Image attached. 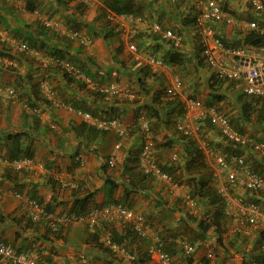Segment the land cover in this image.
Here are the masks:
<instances>
[{
  "label": "crops",
  "instance_id": "0c3cea01",
  "mask_svg": "<svg viewBox=\"0 0 264 264\" xmlns=\"http://www.w3.org/2000/svg\"><path fill=\"white\" fill-rule=\"evenodd\" d=\"M96 1V5L89 7L84 17L80 16L81 19L92 20L101 7L109 10L107 5L110 0ZM136 1L139 2V0ZM194 2L193 0L192 3ZM28 3H32L34 10L27 9ZM56 3L57 0H0V41H5V46L12 47L13 52H16L13 30L26 29L28 24H31V29H34L36 22L45 23L59 30L64 20L59 16L67 13L62 9L58 13L59 16L51 18L54 8L57 7ZM78 3L79 0H75L69 5L70 13L78 15L76 11ZM142 3L145 4L149 15L165 11L166 14L162 19L167 28L181 23L178 11L184 15L189 12L197 13L196 9H198L194 3L195 9L191 10V4L189 6L188 1L183 3V0H142ZM222 3L230 14L238 17L239 21L234 26L219 24L218 28L228 43L236 46L243 45L247 33L246 20L250 19L249 14H253L252 9L247 0H223ZM60 30L61 33H66L65 28ZM83 34L89 39L88 45H82L79 39L73 40L74 49L80 46L84 48L83 53L77 54L76 58L89 60L95 65L94 73L109 74L108 78L111 81L107 82L117 83L125 90L138 89L139 79L153 88H161L162 83H164L163 86H168L175 75L181 76L186 81L188 77L191 83L207 72L204 70L198 75L190 73L188 76L178 66H170L168 69L159 70L157 76L150 77L145 71L149 70L145 61L137 62L132 55L128 56L122 50L120 51L122 48L120 40L124 41L122 36L105 41L102 37H91L86 31ZM185 36L187 42L179 47L182 48L179 51L184 52L188 58L195 59L199 47L188 28H186ZM142 45L147 46V50L142 49L143 53L147 54L148 51L158 57L167 51L178 50L164 43L161 48H157L156 43L148 37L143 40ZM116 53H118L116 57L118 61L115 60ZM0 60H2L0 62V83L15 87L22 83L28 86L29 91L31 77H34L33 80H38L42 71L36 68L40 65L39 59L31 55L29 60L23 59L21 63L13 59ZM40 60H44V57H40ZM49 60L46 58V61ZM194 63L188 67L192 71H194ZM9 65L17 68L11 72L8 70ZM48 68L49 70L43 77L46 76L50 80L56 91L50 101L45 100L47 101L45 102L38 99L35 102L36 108L31 110L27 106L30 102H27L29 97L23 93L24 88L21 85L17 88L16 98H0V155L7 156L9 149L16 145L11 138H8V135L14 136L16 133H24L19 140L21 147L26 148L31 145L33 151V163L22 170L6 166L0 161V240L7 241L19 251L35 253L40 264H132L126 257L112 252L105 244L108 231L119 236L126 235L124 243L138 257L146 255L151 243L150 238H140L133 233L127 234L124 223L120 221L106 223L96 228L84 223H75L60 232H53L44 222L33 221L27 214L23 200L16 195V193H21L35 198L55 212H69L76 200L87 197H90L87 201L88 208L121 201L145 215L161 234L166 229L170 228L174 231L178 227L177 220L181 213L169 207L181 197V194L184 195L185 190L180 186L156 179L153 181L141 179L142 174L137 159L141 148L140 133L130 130V135L123 139L121 148L116 151L115 164L111 166L108 161L114 152L115 145L120 140L119 136L113 131H99L78 113L83 110L101 117H110L116 113L123 118L129 129L135 130L137 118L134 109L138 105L129 102L127 98H99L92 92V89L79 88L75 84L73 86L68 83L63 73L52 63H49ZM229 93L234 97V94L239 91ZM207 94L208 90L205 91V96ZM233 97L232 99L235 98ZM139 99L140 102H144L148 98L143 95ZM108 109L113 111L107 112ZM34 115L38 117L37 120ZM253 127L257 126L247 125L245 134L252 139L258 138V142L264 141V132L257 131ZM167 132L171 134L170 131ZM165 133L166 130L163 135ZM204 136L209 141L219 139L214 131H207ZM79 154H83V163L77 159ZM255 156L260 160L264 159L256 152ZM210 161L209 164L212 165ZM237 193L239 194V191ZM262 201L264 202V197ZM233 202L235 203V199ZM240 207L239 205L237 213L234 211V216L242 214ZM238 220L240 222L236 223ZM243 220L245 221V218L239 216L230 223L232 222L234 228ZM258 230V228H253L248 235H245L247 240L243 247L247 250L253 248L259 236ZM237 233L231 228L224 234L226 245L228 240ZM216 246L218 251H214L212 256H209L210 248L207 250V258H210L211 264L214 262L242 264L243 255L235 248L227 246L229 248L227 254L220 245ZM194 257L197 262L201 260V257L198 258L197 255ZM174 260L176 263L181 262L178 256H175ZM146 264L158 263L149 260Z\"/></svg>",
  "mask_w": 264,
  "mask_h": 264
},
{
  "label": "trees",
  "instance_id": "16d2710c",
  "mask_svg": "<svg viewBox=\"0 0 264 264\" xmlns=\"http://www.w3.org/2000/svg\"><path fill=\"white\" fill-rule=\"evenodd\" d=\"M187 1L189 6L191 4L190 9L194 10V3L196 4V0H194V3H192L193 0H183V3ZM73 2H75V0H57V7L54 8L55 13L53 12V14H51V18L57 15L59 16L58 13L62 9H64L67 13H62L59 16L60 19L64 18L62 25L59 26V28L57 27L59 30H56L53 26L46 25L42 22H36L34 29H31V24H28L26 29L21 28L13 30V39H15L16 41V52H13L12 47H6L5 41H0V59H13L16 60L17 63H21L26 59L29 60L30 55L36 57L32 55V50L39 51L43 57L50 59L52 65H54L56 69L60 70L63 73L64 78L68 83H70L71 85L75 84L79 88H85L87 87V85L82 77H75L71 73L62 70L57 62L63 60L71 61L81 70V72L86 77H90L100 84L110 83L107 81H111V79L108 78L109 74L100 75L98 72L94 73L93 68H95V65H93V63L89 60L85 61L76 58L77 54L83 53L84 48L80 46V48L74 49L73 40L75 39L71 37V33L73 31H86V33L91 37H102L105 41H109L116 36L123 37L121 28H119L116 23L107 19V11L109 10H112L118 14L143 15L146 18L145 20L147 23H159L163 29L167 28L165 27L162 19L166 14L165 11H160V13L153 12V15H149L146 12V6L144 3H142V0H139V2L136 0H110L108 2L109 5H107L109 10L101 7L98 10L96 16H94L90 21H88L87 18H80V16L84 17L87 9L89 8L83 2L79 1V3L77 4L76 11L78 12V15H75V13L73 12H69L71 9L69 5ZM222 2L223 0H221V3ZM26 6L28 10H34V6L32 5V3H28ZM178 9L179 7L177 5V11ZM252 12L253 14H249L248 17L251 20H256L259 27L257 29L247 30V33L244 37V42L242 44L244 46L264 45V13H257L253 10ZM177 13L181 18V23L176 24L175 27H171L170 29H172L175 33L183 36V40L180 45H176L174 41L165 38L162 33H155L152 32L149 27H142L144 30L140 28L136 36L133 38V40L138 44L139 50L142 51V49H146L147 46L144 47L142 44L143 40L147 37L151 38L152 41L156 43L157 48H161L164 43L167 45H171L174 49H178L174 51H167L160 57L154 55V53H148V51L147 55L162 59L168 67L178 66V68H180L181 71H183V73L188 76L190 73L193 75L196 73L198 75L200 73H203L204 70H207L204 75L202 74L201 78L191 83L188 77L186 81L180 76L183 80V91L186 92V95H188L187 98L200 100L207 107H215L218 111L224 113L230 118L231 124L234 128L243 133L246 132L247 125H255L257 126L253 127L255 130H261L264 132V98L246 94L244 92V83L242 81L221 78L218 75L217 71L212 68V66L209 65L202 56V46L199 42V38L195 34L196 13L189 12L184 15L180 14L179 11ZM63 28H65L66 33H61L60 29ZM186 28L191 30L195 43L199 47L196 51L195 59H190L184 52L179 51L182 50V48L179 47L187 42L185 36ZM222 39L224 42L228 43V41L223 36ZM20 43H26L29 47V50L20 51L17 48ZM117 56L118 53L115 54V60ZM36 58H38L40 61L39 57ZM31 60L33 61V59ZM1 61L2 60H0V62ZM191 63H194L195 65L194 71L188 68ZM3 65L4 64H2V66ZM207 66H209L212 70L209 69V67L207 68ZM4 67L6 66L4 65ZM8 67V70L11 72L17 68L13 65H9ZM48 67L49 64L45 67L41 64L36 67L37 69H42V71L39 75L38 80H33L34 77H31V80L29 81V84H31L30 91L27 88L28 86L22 83H19L17 87L11 86L15 89L16 96L18 86L21 85L24 88L23 93L25 95H28L29 97L27 99V102L30 101L27 106L31 110H34V108H36L35 102L38 99L41 101H50V99L42 94L40 89L41 78L47 72V70H49ZM146 67H148L149 69L145 70L146 74L150 75V77L157 76L160 72L152 70L149 65H147ZM142 70H144V68H142ZM27 76L29 78V73ZM139 80L140 81L138 89H128L134 97H129L127 95L117 97L127 98L129 102L137 104L138 106H136L134 109V111H136V117L138 118L143 113L150 121L152 131L156 135L155 137H158L162 134L161 140L158 141L160 149H162L161 151L176 148L177 152L174 153L177 154L176 157L173 156L169 160H166L164 162L160 161L158 158V164L163 171L169 173L174 183H182L187 185V187L189 188V197L194 200L196 207L201 208L200 210L202 211V214L198 215L194 214L192 211H189V209L185 210L180 208V203L183 201V197H179L175 201V203L173 205H170L169 207L171 210L181 213L179 219L177 220L178 227L176 230L172 231L169 228L166 229V231H163V234H161L155 227L154 223L147 219L152 229L162 238L164 250L170 253L173 258L175 256H178L180 258L181 262L176 263V260H174L175 264H211L210 258L207 257H203L199 262H197L195 257L193 256V253L196 250L190 255H187L184 252L180 242L187 241V239L190 237V243L194 244L196 247L199 244L204 243L206 240L212 241L215 245L213 246V249H215L216 252L218 251V247L216 245H220L224 250H226L227 254L229 252V248L227 246L235 248L238 253H241L243 255L242 264H264V254L260 249L261 245L264 243V230H258L259 236L256 239L251 250H247L243 247L247 240V236L239 232L236 234V236H233L231 239H229L226 245L224 234L231 228L230 226L232 225V223H230L231 219L226 210L227 207L225 199L214 187L213 170L210 169V159L207 153L212 157L213 161H215L214 155L216 153L235 152L241 155L245 154L247 163L251 165L253 170L263 175V177L264 159L260 160L255 156L254 146L252 144L242 147L241 145L237 146L234 145V143L228 141L222 135L220 128L212 125L209 120L203 123L202 130L196 136L186 135L185 133L179 131L178 123L182 121L185 116V101L182 99V97L177 96L171 98L169 96L168 90L170 84L168 86H163L164 83H162L161 88H153L152 86L144 83L142 79ZM81 81H83L84 84L81 83ZM0 84L10 86L4 83ZM202 90H208L207 96H205V93ZM235 90L239 91V93H235L234 98L233 95H230L229 92ZM92 92L99 98H106L105 95L97 89L92 90ZM143 95H145V97H147L148 99H146L144 102H140L139 98ZM232 97L234 99H232ZM32 100L33 103H31ZM233 100L234 102H236L235 104ZM108 111L111 112L113 110L108 109L107 112ZM117 116L119 115L115 113V115H112L110 117ZM130 130L136 131L137 126L135 125V130ZM164 130H166V133L163 135ZM167 131H170L171 134L169 135ZM207 131H214L216 135L219 136V139L216 141H209L207 139V142L205 140L206 137L204 136ZM22 134L24 133H16L14 134V136L8 135V138H11L12 141L16 143L15 146L9 149L6 156L8 159L12 160L22 157H33L31 145H28V147L26 148H22L19 144V140ZM140 139L142 140V137H140ZM253 140L258 141V138H253ZM203 142H206V145L203 144ZM137 152H135V154ZM140 172L142 174V180H155L153 176L144 174L141 170ZM251 194V199H243L244 202H255L263 208L264 202L262 201V198L264 197V191H262L261 194ZM89 199L90 197L84 198L82 200H76V202L71 207L70 212L80 213L86 211L88 209L87 201ZM121 203L126 205L129 209H132L126 203ZM46 208L50 210L49 207L46 206ZM244 222L248 223L246 218ZM124 228L127 234L133 233L134 235L140 237L130 225L124 224ZM112 234V238L114 241L127 246L124 243L126 235L119 236L116 233ZM149 260L151 259L148 252L142 257H138V255L135 254V259L132 261V264H146Z\"/></svg>",
  "mask_w": 264,
  "mask_h": 264
},
{
  "label": "built area",
  "instance_id": "2783aa9c",
  "mask_svg": "<svg viewBox=\"0 0 264 264\" xmlns=\"http://www.w3.org/2000/svg\"><path fill=\"white\" fill-rule=\"evenodd\" d=\"M88 7L96 5V0H79ZM251 9L257 13H264V0H247ZM198 13L196 15V33L202 46V56L205 61L214 67L221 78L228 80L245 81V93L264 98V45L233 47L227 45L217 33L216 25L218 23L236 24L237 20L230 15L222 6L221 0H196ZM107 19L116 23L122 30L124 39L127 42V49L136 61H145L154 71L168 69L165 62L155 56H150L139 50L138 44L133 40L140 28L149 27L152 32L162 33L163 36L180 45L183 36L175 33L170 28L163 29L159 23H147L143 15L118 14L112 10L107 11ZM249 29L259 27L256 20L246 22ZM71 37L79 39L81 44L88 45V38L81 31H73ZM18 49L21 51L29 50L26 43H20ZM32 54L39 56V52L32 50ZM62 69L71 73L75 77L83 78L87 86L97 89L101 93L109 96L134 97L129 90L122 89L119 85L99 84L91 78L86 77L81 70L72 62L63 60L58 61ZM46 64V62H44ZM40 89L42 94L48 99L55 96V91L48 80L41 81ZM168 94L171 98L181 97L183 94V81L180 76H174L171 79ZM0 97L15 98L16 91L11 86L0 84ZM83 119L95 126L99 130L110 132L115 131L121 137L127 135V126L117 117L101 118L92 115L90 112L79 111ZM182 121L178 123V129L186 135H198L202 130V125L209 120L210 123L219 127L222 135L234 145H253L256 152L264 158V142H254L247 134L237 130L231 124L230 118L218 111L215 107H207L202 101L193 98L185 99V114ZM139 126L144 135V142L139 154V166L141 170L157 179L170 181L171 176L162 171L158 166L155 148L153 144V135L151 124L144 115L139 117ZM121 143L116 144V150ZM213 154V153H212ZM177 156V155H175ZM217 167L225 171V178L230 186H240L249 191L264 190V177L259 172L253 170L246 162V156L232 153H216L214 155ZM77 159L83 163V155ZM5 165L15 169L25 168L33 163L30 158L3 159ZM108 163L115 164V155L109 159ZM221 173V172H220ZM219 193L225 199L227 205L231 198L229 187L225 184L219 189ZM26 205L28 216L35 222H44L45 225L54 232L67 228L74 223H87L91 227L103 226L106 223L121 221L130 225L132 229L142 238H150L151 243L148 247V254L151 260L158 264H175L173 256L164 250L162 238L152 229L146 217L139 212L126 207L123 203L113 202L102 207H96L85 213H57L47 210V208L37 199L24 197L17 194ZM191 204L194 200L187 196ZM243 200V199H242ZM240 211L245 216L250 227L264 230V209L255 202L240 203ZM230 209H228V214ZM233 215V212L231 213ZM233 231L248 235L250 228L243 225H235ZM182 243V242H181ZM105 244L119 255L129 260H134L135 255L129 249L118 242L113 241L111 233L108 231L105 238ZM184 252L187 255L195 251V245L187 242L182 243ZM214 250L209 249V256H212ZM261 252L264 254V243L261 245ZM0 264H40L38 256L33 252L19 251L7 241L0 240ZM212 264H219L214 262Z\"/></svg>",
  "mask_w": 264,
  "mask_h": 264
},
{
  "label": "rangeland",
  "instance_id": "374dc122",
  "mask_svg": "<svg viewBox=\"0 0 264 264\" xmlns=\"http://www.w3.org/2000/svg\"><path fill=\"white\" fill-rule=\"evenodd\" d=\"M237 18V17H236ZM247 21V20H246ZM234 28V27H233ZM245 30H248L247 28H245ZM124 41L120 40L121 41V46L122 48L120 49V51L122 50L124 52V54L128 55V56H131L132 54L129 52V50L127 49V42L126 40L124 39V37H122ZM123 55V54H122ZM204 93H205V90H202ZM188 95L186 94H183L181 97L182 99H187ZM138 131V129L136 130ZM161 136H158V137H155V142H156V147L158 149V158L160 161H163V160H169L171 157H173V154L175 152H177L176 148L175 149H168V150H164V151H161L162 149H160V146L158 144V141L161 140ZM205 140L208 142V140L205 138ZM206 145V142L204 143ZM137 152V151H136ZM209 159L211 160L212 157L209 156V154L207 153ZM213 160V159H212ZM210 161V163L212 165H210V169L213 170V183H214V187L218 190L221 186H223V184L225 185H228L229 186V193H230V198H231V201H230V204L227 205L226 204V207H227V211L228 209H230V213L228 214L230 216V219L231 221L233 222V219H236L238 218L239 216H242L244 217L243 214H235L234 216V213L236 212L237 213V208L239 207L241 201L243 202L244 200L242 199H247V200H250L251 199V196L252 194L251 193H258V194H261L262 191H257V192H249V191H246L243 187H240V186H236V187H231L230 184L227 182L226 178H225V172L222 171L219 167L216 166V164L214 163L215 161ZM216 166V168L214 167ZM221 172V173H220ZM161 182H165V183H170L172 185H175V186H180L182 187V189H184V195L181 194V198L183 197V201L180 203V208L182 209H189V211H192L194 214H198V215H201L202 214V211L200 210L201 208H197L196 207V204H191L189 201H188V198H187V195H188V191H189V188L187 187V185L185 184H177V183H174L173 180H170V181H161ZM237 191H239V194L237 193ZM219 192V190H218ZM221 195V194H220ZM233 199H235V203L233 202ZM264 208V206H263ZM233 211V215L231 214ZM235 211V212H234ZM234 216V218L232 217ZM231 222V223H232ZM240 220H238V222L236 223H239ZM243 226H246L248 227L249 224L244 222V220L242 221L241 223ZM182 228V227H181ZM231 228L233 229V225L231 226ZM230 228V229H231ZM253 228L250 227V230H252ZM188 242H190V237L187 239ZM212 246H214V243L212 241H208L206 240L204 243H201L197 246V249L196 251L193 253V256L194 255H197L198 258L201 257V259L203 257H207V250L209 248H211ZM214 251L216 252V250L214 249ZM196 257V256H195ZM197 258V257H196Z\"/></svg>",
  "mask_w": 264,
  "mask_h": 264
},
{
  "label": "clouds",
  "instance_id": "9594fccd",
  "mask_svg": "<svg viewBox=\"0 0 264 264\" xmlns=\"http://www.w3.org/2000/svg\"><path fill=\"white\" fill-rule=\"evenodd\" d=\"M248 2V1H247ZM249 3V2H248ZM250 5V4H249ZM222 6H223V8H224V5L222 4ZM251 7V6H250ZM225 9V8H224ZM225 11L226 12H228L226 9H225ZM197 13H198V9H197ZM197 13H196V15H197ZM229 13V12H228ZM230 14V13H229ZM230 15H232V14H230ZM232 16H234V15H232ZM235 17V19L237 20V22L239 21V19H238V17L236 18V16H234ZM251 19H249V20H247V21H250ZM195 21H196V16H195ZM246 21V22H247ZM219 24H225V25H229V26H234V25H237V23L236 24H233V25H231V24H227V23H224V22H222V23H218L217 25H216V29H217V33L219 34V36L222 38V34H221V32H220V30H219V28H218V25ZM245 28H247L248 30H250L247 26H245ZM83 33V32H82ZM195 34H196V36L198 37V35H197V33L195 32ZM199 38V37H198ZM73 39H75V38H73ZM89 40V39H88ZM223 40V39H222ZM226 43V42H225ZM227 45H230V46H233V47H240V46H244V45H240V46H236V45H232V44H230V43H226ZM82 45H84V44H82ZM19 46V45H18ZM18 48V47H17ZM128 48V47H127ZM21 51V50H20ZM36 51V50H35ZM39 52V51H38ZM32 55H34V54H32ZM34 56H36V55H34ZM36 57H42V54L39 52V56H36ZM133 57V56H132ZM68 61V60H67ZM44 62H46V64H44ZM71 62V61H70ZM49 63H51V61L49 60V61H46V58L44 57V60H40V64L42 65V66H47ZM74 64V63H73ZM60 65V64H59ZM61 67V66H60ZM212 68H214V67H212ZM61 69H62V67H61ZM215 69V68H214ZM63 70V69H62ZM216 70V69H215ZM175 76H178V75H175ZM174 77V76H173ZM90 78V77H89ZM44 79H46V80H48L49 81V83L51 84V86L53 87V85H52V83L50 82V80L49 79H47L46 78V76H44L43 77V79L41 80V81H43ZM92 79V78H91ZM94 82H96V83H99V82H97V81H95L94 79H92ZM183 81V80H182ZM236 81H239V80H236ZM242 82H245V81H242ZM86 83V82H85ZM171 83V82H170ZM100 84V83H99ZM103 84H112V83H103ZM115 84H117V83H115ZM40 85H41V82H40ZM87 85V84H86ZM118 85V84H117ZM88 87V86H87ZM53 89H54V87H53ZM88 89H92V88H89L88 87ZM244 89H245V83H244ZM92 90H94V89H92ZM54 91H55V89H54ZM244 92H245V90H244ZM55 94H56V91H55ZM183 94H185V92L183 91ZM182 94V95H183ZM105 95V94H104ZM105 97H117V96H109V95H105ZM0 98H2V97H0ZM16 98V97H15ZM187 98V97H186ZM184 101H185V99H184ZM80 111H82V112H88V111H83V110H80ZM79 113V112H78ZM91 113V112H90ZM92 114V113H91ZM92 115H94V114H92ZM142 115H144L143 113L140 115V116H142ZM94 116H97V115H94ZM139 116V117H140ZM145 116V115H144ZM97 117H101V116H97ZM139 117L137 118V120H136V126H137V129H138V132L140 133V135H141V137H142V140H141V148H140V150H139V152H138V156H137V159H138V167H139V169L141 170V168H140V166H139V154H140V152H141V149H142V146H143V142H144V135H143V133H142V131H141V129H140V126H139ZM101 118H113V117H101ZM117 118H120L124 123H125V121L123 120V118L122 117H120V116H117ZM90 124V123H89ZM125 125L127 126V124L125 123ZM95 127V126H94ZM96 129H98V128H96ZM127 129H128V131H127V135L125 136V137H127L128 135H130V129H129V127L127 126ZM99 130V129H98ZM151 130H152V128H151ZM99 131H102V130H99ZM180 131V130H179ZM102 132H105V131H102ZM110 132H112V131H110ZM113 132H115V131H113ZM118 136H119V138H120V140L117 142V143H121V145H122V141H123V139L125 138V137H121L117 132H115ZM152 135H153V144H154V148H155V155H156V160L158 159V149H157V147H156V142H155V134H154V132L152 131ZM250 137V136H249ZM252 139V138H251ZM253 140V139H252ZM254 141V140H253ZM254 142H258V141H254ZM259 142H261V141H259ZM264 142V141H263ZM203 144H204V142H203ZM116 146V145H115ZM120 148H121V146H120ZM119 148V149H120ZM119 149H117V150H119ZM116 147H115V149H114V152H113V154L115 155V160H116ZM254 151L256 152V150L254 149ZM257 153V152H256ZM113 154H112V156H113ZM79 155H83V154H79ZM79 155H77V157L79 156ZM175 155H177V154H174L173 156H175ZM245 155V154H244ZM111 156V157H112ZM246 156V155H245ZM176 157V156H175ZM22 158H30V159H32L31 157H22ZM3 159H8L6 156H1L0 155V161L2 162V160ZM18 159H20V158H18ZM84 159V158H83ZM10 160V159H9ZM12 160H14V159H12ZM32 161H33V159H32ZM79 161V160H78ZM247 162V161H246ZM109 164V163H108ZM157 164H158V161H157ZM215 164H216V162H215ZM250 167H251V165L250 164H248ZM6 166H8V165H6ZM158 166H159V164H158ZM217 166V165H216ZM160 167V166H159ZM13 168V167H12ZM161 168V167H160ZM252 168V167H251ZM15 169V168H14ZM23 169V168H22ZM22 169H16V170H22ZM253 169V168H252ZM142 171V170H141ZM163 171V170H162ZM143 172V171H142ZM165 172V171H164ZM225 172V171H224ZM144 173V172H143ZM167 173V172H166ZM144 174H146V173H144ZM169 174V173H168ZM147 175H149V174H147ZM150 176H152V175H150ZM154 177V176H153ZM156 180H158V181H165V180H161V179H157L156 177H154ZM171 180H172V178H171ZM228 186V185H227ZM229 187V186H228ZM234 187H236V186H234ZM246 190V189H245ZM261 191V190H260ZM17 194H21V193H16V195ZM21 195H23V194H21ZM24 197H30V196H27V195H23ZM188 196V195H187ZM31 198V197H30ZM21 199V198H20ZM35 199V198H34ZM115 202V201H114ZM110 203H113V202H110ZM121 203V202H120ZM107 204H109V203H107ZM104 205H106V204H104ZM104 205H101V206H93V207H90V208H88L86 211H83V212H80V213H85V212H88L89 210H91V209H93V208H96V207H102V206H104ZM45 206V205H44ZM126 206V205H125ZM46 207V206H45ZM127 207V206H126ZM48 210V209H47ZM133 210V209H132ZM49 211H51V210H49ZM135 211V210H134ZM51 212H55V211H51ZM137 212V211H136ZM57 213H62V214H67V213H75V212H57ZM140 213V212H139ZM228 213V212H227ZM145 216V215H144ZM147 219V218H146ZM114 222H118V221H114ZM121 222V221H120ZM78 223H80V222H78ZM111 223V222H110ZM75 224V223H74ZM74 224H72V225H74ZM84 224H86V225H88L87 223H84ZM89 226V225H88ZM104 226V225H103ZM250 226V225H249ZM70 227V226H69ZM89 227H91V226H89ZM96 227H101V226H96ZM96 227H93V228H96ZM68 228V227H67ZM63 229H66V228H63ZM63 229H61V230H63ZM61 230H59L58 232H60ZM54 232V231H53ZM110 233H111V235H113L112 234V232L111 231H109ZM113 237V236H112ZM142 238V237H141ZM113 239V238H112ZM114 241V240H113ZM116 242V241H115ZM182 243L183 242H187V243H190V242H188V241H181ZM180 242V244L182 245V243ZM192 244V243H191ZM109 247V246H108ZM127 247V246H126ZM128 248V247H127ZM196 246H195V250H196ZM211 248H213V246L211 247ZM129 249V248H128ZM214 250V249H213ZM129 251L131 252V253H133L130 249H129ZM113 252V251H112ZM148 252V251H147ZM116 254V253H115ZM134 255H135V253H133ZM174 259V258H173ZM129 260V259H128ZM130 262H132L131 260H129Z\"/></svg>",
  "mask_w": 264,
  "mask_h": 264
}]
</instances>
